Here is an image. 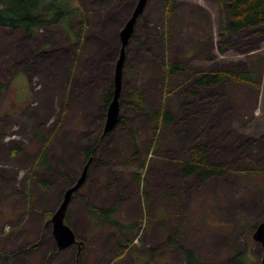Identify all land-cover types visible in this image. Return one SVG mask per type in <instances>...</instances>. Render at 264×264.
<instances>
[{"label": "rangeland", "instance_id": "374dc122", "mask_svg": "<svg viewBox=\"0 0 264 264\" xmlns=\"http://www.w3.org/2000/svg\"><path fill=\"white\" fill-rule=\"evenodd\" d=\"M138 1L87 0L90 24L83 40L72 39L60 26L28 37L0 25V264H16L22 255L30 264H46L40 247L49 238L45 229L87 161L74 168L64 158L96 144L89 180L77 197H86L92 180L117 166L126 177V193L134 173L142 175L145 215L131 233L126 264L138 259L141 264L143 256L148 264H187L178 246L206 262L229 263L242 252L250 264H262L263 248L253 235L264 222V25L222 37L229 7L223 0H149L125 65L127 125L120 122L123 127L104 134L103 96L113 89L120 33ZM170 1L176 12L166 21ZM81 23L76 18L73 28L80 30ZM168 62L187 71L163 85L162 66ZM218 71H252L261 88L234 82L195 86L198 74ZM129 93H143L147 113L129 105ZM167 106L175 121L157 132L154 145L157 129L150 114ZM122 128L126 162L115 157L110 142ZM45 144L51 170L38 163ZM197 144L207 148L212 163L226 167V176L202 184L197 175H183L181 163L192 158ZM143 161L147 167L140 170ZM40 180L49 188H41ZM36 214L40 220L34 226ZM160 222L165 235L154 245ZM109 226L95 227L94 237L103 232L109 237ZM23 236V247L14 250ZM97 246L89 243L80 264H109ZM48 264L56 263L50 258Z\"/></svg>", "mask_w": 264, "mask_h": 264}, {"label": "trees", "instance_id": "16d2710c", "mask_svg": "<svg viewBox=\"0 0 264 264\" xmlns=\"http://www.w3.org/2000/svg\"><path fill=\"white\" fill-rule=\"evenodd\" d=\"M86 1L87 0H0V25L11 28L14 31L22 30L24 35L28 37H34L40 31L60 26L72 39L80 38L83 40L90 24L89 12L84 7ZM225 3H227L229 7L227 21L220 31L222 37L230 34H238L244 30L254 29L264 25V0H223L221 4L224 5ZM166 9L165 18L166 21H169L171 16L176 12L175 3L170 1ZM76 18H80L82 22L81 29L78 31L73 28ZM225 46V44L222 46V53L225 52ZM162 70L164 85L168 84L173 77L187 71L186 67L171 62L164 63ZM227 82L248 84L258 89L261 88V82L255 78V74L252 71L245 73L233 71L201 73L196 76L195 86L198 88H210ZM113 90L114 86L111 91H107L103 96V103L106 110L113 99ZM127 96L132 99V101L129 102L132 108L138 109L143 107L147 113L149 107H147V104H145L142 99L143 93H129ZM121 103L125 104L126 101L122 98ZM150 116L155 129L158 130H156L152 137L155 142L154 145H156L158 135H160V133L158 134L157 132H159L163 126L173 123L175 118L167 109H161L150 114ZM121 121L122 124L127 125V122L123 119ZM218 121L222 122L220 119H218ZM129 131L135 136V133L131 129ZM46 146L45 144L43 152L38 157L39 162H37L46 165V168L51 170L52 168L49 167L50 165L48 163V150ZM96 147L97 144L91 148L84 149L87 161L93 156ZM191 154V160L181 163L183 175L185 177L197 175L199 182L203 184L214 177H224L228 174L224 165L211 162L207 153V148L204 145H195L192 148ZM139 167L140 170L146 169L147 162L143 161L139 163ZM35 177L36 175H33L34 179ZM133 177L139 182L142 180V175L138 172H135ZM39 184L43 189L49 188V183L45 180H40ZM87 203L88 215L92 220L99 222L104 221L113 228L120 231L125 230V225L115 217L119 203L112 209L95 207L89 200H87ZM66 223L69 224L68 217L66 218ZM137 227V224L128 223L126 225V231L134 230ZM256 227H258V225H256ZM173 240L174 238L172 241ZM126 242L127 251L131 240L126 239ZM178 247L187 264H250L249 257L246 253L242 252L237 253L229 263H214L206 262L200 258L196 252L190 249L182 246ZM119 249V255L123 256L125 251L121 248ZM7 257L9 258L10 256L7 255ZM80 258L81 252L78 254V260Z\"/></svg>", "mask_w": 264, "mask_h": 264}, {"label": "crops", "instance_id": "0c3cea01", "mask_svg": "<svg viewBox=\"0 0 264 264\" xmlns=\"http://www.w3.org/2000/svg\"><path fill=\"white\" fill-rule=\"evenodd\" d=\"M124 81H126L125 69H124L123 83ZM163 85H164V82H163ZM162 94L164 95L163 92ZM167 110L173 115V112H171L169 106H167ZM121 118L126 121V113H122ZM65 142L68 143V140H66ZM110 142L114 144L113 145L114 151L112 153L117 154L115 155V157L116 156L120 157V155H122L123 161L126 162V131L125 129L124 128L120 129L116 138L114 137L113 139H111ZM64 149H65L64 153H66V145H64ZM80 150H81L80 153L76 154L73 157L69 156L68 152L65 154V157L67 155L69 156V157L67 156L66 158H64V161L66 162L67 166L71 165L74 168H78L80 167L81 164L84 163L86 159V155L84 153V150L82 149ZM107 152L109 151L107 150ZM107 152H105V149H102V153H107ZM112 153L109 152V154L108 153L107 154L112 155ZM189 160H191V157ZM98 162L100 163V161ZM118 168L119 166L115 167L114 169H110L112 172L111 174L109 173L106 175H101L100 178H97L96 180H92V184H90L89 189H88V193H87L88 195L85 194L86 197H82V199L76 196L73 199L74 203L72 201L69 207V210H68L69 224L72 227L73 231L76 233L78 240L85 241V243L83 241H80L83 244V246L79 248V246L75 244L66 250H60V249L56 250L55 248L58 247L57 241L53 235L52 225L49 224L47 226L48 228L45 229V231H47L46 232L47 235L49 236V238H47L48 241H46V239L45 240L43 239L44 241L42 245H40V247L43 248L44 252L46 253V259L43 263H46L47 261L46 264H48V261L50 262V258H52L56 264H80V261L78 260V254L81 252V256H85V254L88 253V250H89L88 247L90 243L94 247L98 245L97 247L100 248L101 254H103V257H104V261H105V258L109 257L108 258L109 264H121V263L126 264V247H127L126 239L132 240L133 238L131 236V233L134 232V230L126 231V225L127 223L138 224L137 223L138 219H140L141 217L145 215V210L143 207V200L141 198L140 189H139V187L141 186V183L137 181L134 177H132V180H131L132 188H130L126 193V177L124 176L123 173L119 175L118 173L119 170H117ZM104 179L106 180L103 181ZM134 196H136L137 199L135 198V201H133V203L129 205V202L134 198ZM126 198H129V199H126ZM162 199L164 201L169 200L167 196H165V199H164L163 195H162ZM87 200H90L91 204L94 205L95 207L104 208V209H112L115 206H117L118 203L120 202V204L118 205L119 208H118L117 213L115 214V217L117 220H119L125 225V230L120 231L118 229H115L113 227L111 228L109 226L110 227L109 237H106L104 232L101 234L99 233L97 234L96 237H94L93 235L94 228L95 227L99 228V226L105 222L104 221H100V222L94 221L89 217ZM172 205H175V203L173 202ZM161 216H165V214L162 212ZM33 218L32 219H33V223L35 226L40 220V217L38 214H36L33 216ZM163 220L164 219H162V221ZM161 223L162 222L156 224L154 228L155 235H153L151 239L152 244L154 245L160 244L162 238L165 235L163 234L164 226ZM23 240H26L24 236L23 238L19 239V243L15 245L13 249L16 251L21 249V247H23L24 245V244H21L23 243L22 242ZM119 248L125 251L123 256L119 255V251H120ZM128 249H131V246H129ZM15 261H16V264H19V262L21 264H30V260L26 259L24 255L17 257L14 260V262ZM141 262H143L141 264L150 263L144 256L141 257ZM138 263H139V259L136 261L134 260L133 264H138ZM82 264H84L83 261H82Z\"/></svg>", "mask_w": 264, "mask_h": 264}, {"label": "water", "instance_id": "95a60500", "mask_svg": "<svg viewBox=\"0 0 264 264\" xmlns=\"http://www.w3.org/2000/svg\"><path fill=\"white\" fill-rule=\"evenodd\" d=\"M148 2L149 0L138 1L131 17L129 18L120 33L121 50L115 68V75L113 81V99L107 108L104 134L110 133L111 131L116 129L120 124L123 77L124 68L127 60L128 48L134 37L136 25L139 22V19L143 16ZM92 162L93 157H91L84 166L79 180L65 192L62 203L50 219V223L52 224L53 228V235L57 241V245L60 250H66L75 244H81V242L78 241L76 233L73 231L72 227L66 223V218L68 214V209L75 195L82 187H84L86 181L88 180L89 169ZM253 239L256 242L260 243L263 248L262 264H264V222L258 225L253 235Z\"/></svg>", "mask_w": 264, "mask_h": 264}, {"label": "flooded vegetation", "instance_id": "af4514ba", "mask_svg": "<svg viewBox=\"0 0 264 264\" xmlns=\"http://www.w3.org/2000/svg\"><path fill=\"white\" fill-rule=\"evenodd\" d=\"M79 241V240H78ZM77 246H79V248H81L82 246H83V244L81 245V244H76Z\"/></svg>", "mask_w": 264, "mask_h": 264}, {"label": "bare ground", "instance_id": "6f19581e", "mask_svg": "<svg viewBox=\"0 0 264 264\" xmlns=\"http://www.w3.org/2000/svg\"><path fill=\"white\" fill-rule=\"evenodd\" d=\"M72 30V29H71ZM58 126V125H57ZM50 167V166H49ZM31 179V178H30ZM32 181V180H31ZM32 195V194H31ZM32 197V196H31ZM3 254V253H2ZM46 263H47V261H46Z\"/></svg>", "mask_w": 264, "mask_h": 264}]
</instances>
